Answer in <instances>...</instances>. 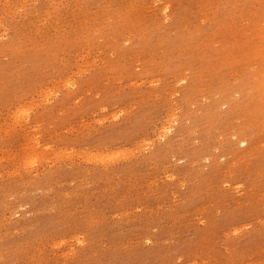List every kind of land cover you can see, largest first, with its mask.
<instances>
[{
	"label": "rangeland",
	"instance_id": "rangeland-1",
	"mask_svg": "<svg viewBox=\"0 0 264 264\" xmlns=\"http://www.w3.org/2000/svg\"><path fill=\"white\" fill-rule=\"evenodd\" d=\"M0 264H264V0H0Z\"/></svg>",
	"mask_w": 264,
	"mask_h": 264
},
{
	"label": "bare ground",
	"instance_id": "bare-ground-1",
	"mask_svg": "<svg viewBox=\"0 0 264 264\" xmlns=\"http://www.w3.org/2000/svg\"><path fill=\"white\" fill-rule=\"evenodd\" d=\"M169 131V130H168ZM242 142V141H241ZM240 143V142H239Z\"/></svg>",
	"mask_w": 264,
	"mask_h": 264
}]
</instances>
